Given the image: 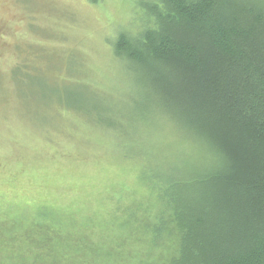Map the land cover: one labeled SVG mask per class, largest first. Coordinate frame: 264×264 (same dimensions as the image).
<instances>
[{"label": "trees", "instance_id": "obj_1", "mask_svg": "<svg viewBox=\"0 0 264 264\" xmlns=\"http://www.w3.org/2000/svg\"><path fill=\"white\" fill-rule=\"evenodd\" d=\"M140 7L138 29H119L112 47L140 82L142 110L126 124L119 113L122 125L84 121L140 162L146 194L99 214L98 231L69 230L59 217L8 230L2 219L0 264H264V0ZM157 117L178 134L176 150L139 136ZM7 245L24 252L16 263Z\"/></svg>", "mask_w": 264, "mask_h": 264}, {"label": "rangeland", "instance_id": "obj_2", "mask_svg": "<svg viewBox=\"0 0 264 264\" xmlns=\"http://www.w3.org/2000/svg\"><path fill=\"white\" fill-rule=\"evenodd\" d=\"M143 1L0 0V220L6 229L27 224L29 230L39 219L59 217L69 230L98 231L99 214L146 194L136 176L140 162L120 158L114 138L84 121L111 116L122 125L119 113L126 124L142 110L140 82L112 45L119 29H138ZM158 117L155 127L140 124L139 136L150 137L147 147L165 141L176 150L178 134ZM9 248L4 255L16 263L24 252Z\"/></svg>", "mask_w": 264, "mask_h": 264}]
</instances>
